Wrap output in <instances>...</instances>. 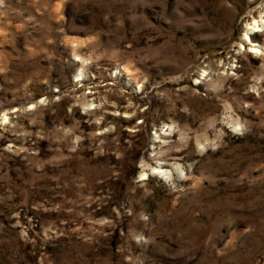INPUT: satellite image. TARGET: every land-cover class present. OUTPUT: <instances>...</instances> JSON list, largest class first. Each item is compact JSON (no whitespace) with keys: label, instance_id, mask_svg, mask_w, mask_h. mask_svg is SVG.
<instances>
[{"label":"rangeland","instance_id":"rangeland-1","mask_svg":"<svg viewBox=\"0 0 264 264\" xmlns=\"http://www.w3.org/2000/svg\"><path fill=\"white\" fill-rule=\"evenodd\" d=\"M0 264H264V0H0Z\"/></svg>","mask_w":264,"mask_h":264},{"label":"bare ground","instance_id":"bare-ground-1","mask_svg":"<svg viewBox=\"0 0 264 264\" xmlns=\"http://www.w3.org/2000/svg\"><path fill=\"white\" fill-rule=\"evenodd\" d=\"M261 22L263 23V20ZM257 25H258L257 24V20H254L253 23H252V25L249 27V29H254ZM245 39H248V36L246 34H245Z\"/></svg>","mask_w":264,"mask_h":264}]
</instances>
